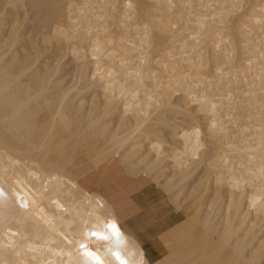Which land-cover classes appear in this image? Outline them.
<instances>
[{"label": "bare ground", "instance_id": "bare-ground-1", "mask_svg": "<svg viewBox=\"0 0 264 264\" xmlns=\"http://www.w3.org/2000/svg\"><path fill=\"white\" fill-rule=\"evenodd\" d=\"M125 2L0 0V170L17 159L30 165L40 157L61 162V171L78 186L66 189L65 195L75 198L71 210L86 225L83 236L76 230V247L85 243L113 264L111 252L137 261V250L147 264H261L264 213L259 208L264 191L240 179L246 175L245 161L228 147L241 141L242 129L231 138L209 140L210 118L191 111L196 105L183 89H169L163 65L171 67L167 53L182 48L183 41L173 45L172 37L159 29L180 13L173 10V15L163 7L167 0H133L138 7L128 19ZM211 2L230 5L234 0ZM241 2L246 13L232 19L220 50L213 46L214 40L220 41L214 31L202 40L213 72L216 61L223 65L231 48H236L239 61L243 47H259L249 41L264 38L257 23L264 17V0ZM91 5L95 7H81ZM149 22L156 31L141 52L143 25ZM96 41L103 80L92 59ZM142 58L148 60L146 65H141ZM196 59L199 62L200 56ZM136 67L144 68L143 85L134 74L129 76ZM153 90L163 94L167 106L155 103ZM220 119L228 124L224 116ZM196 127L201 132L198 149ZM153 144L159 145L155 151ZM237 180L239 188L233 186ZM150 186L164 200L134 216L139 208L133 194ZM101 196L110 211L97 207ZM17 208L11 203L0 208V264H60L68 251H75L57 235L59 221L54 230L36 217L23 218ZM109 219H116L121 228L120 245L115 238H103ZM9 228L18 235L11 236ZM91 232L101 235L92 237ZM12 240L20 245L18 255L7 248ZM24 240L39 250L28 251ZM59 252L65 255L53 254Z\"/></svg>", "mask_w": 264, "mask_h": 264}, {"label": "snow or ice", "instance_id": "snow-or-ice-1", "mask_svg": "<svg viewBox=\"0 0 264 264\" xmlns=\"http://www.w3.org/2000/svg\"><path fill=\"white\" fill-rule=\"evenodd\" d=\"M106 7L110 9L111 5ZM124 7L129 10L126 13L127 18L131 19L132 10L138 5H135L133 0H126ZM163 7L173 15L175 14L173 10L179 12L180 16L175 21L170 19L167 26L161 24L159 30L172 37L173 45L183 41L182 48H173L167 53L172 62L171 67L169 68L167 63L163 65L169 78V89L176 91L183 89L184 95L188 97L190 103L196 105L191 111L193 113L199 111L210 118L211 126L207 129L209 140L219 139L222 141L225 136L231 138L238 130L242 129L241 141L235 144L229 143L228 147L235 148L241 154L242 160L245 161L242 169L247 170L246 175L242 174L240 179L250 187L259 185L264 191V38L258 42L249 41L250 46L258 43L259 47H243V56L239 57V61L236 48H231L223 65L219 60L216 61L213 72L211 58L204 56L202 40L209 35L210 31H214L215 35L220 37V41L217 43L214 40L213 46L220 50L222 45L227 43L224 36L232 25V19L246 13L245 5L241 0H234L230 5H220L211 2V0L208 3H205V0H187L186 3L178 5L172 3V0H167ZM221 8L225 11H220ZM257 23L261 25V33H264V17ZM153 31H156V28L151 22L143 25L141 52H143L145 42L151 44ZM89 35H91V31ZM99 44L100 42L96 41V46L92 49L94 53L92 59L97 61V74H100L103 80L104 75L100 73ZM189 47L192 49L191 52L188 51ZM197 55L200 56L199 62L196 59ZM184 57L190 58L184 59ZM147 63L148 60L141 59L142 66ZM156 63L159 64L160 61L157 60ZM185 64L189 67H183ZM143 72V67H136L129 73V76L134 74L139 84L143 85ZM95 75L93 74V78ZM107 76L111 77L112 72H107ZM152 95L156 96V104L168 105L169 102L163 94L157 96L156 90H153ZM149 100H152V96L149 97ZM221 116H224L228 124L220 119ZM186 135L193 134L186 133ZM194 135L198 149L201 139L199 127L195 128ZM152 148L155 151L159 145L153 144ZM209 151L211 153V147ZM37 161L30 165L27 160L22 163L17 159L9 167L0 170V208H5L10 203L13 206L18 205L17 212L23 218L31 220L36 217L40 221L46 222L54 230V222L59 221L61 227L57 235L70 249L75 248V251L70 250L66 253L67 260L62 259L60 264H113L111 259H103L96 251L90 250L85 243H79V246L76 247V230L81 229L80 234L83 236V227L86 225H82V222L72 212L70 206L75 204V198L66 196L65 190L77 189L78 186L72 182L70 177H67L65 171H61V162L45 161L42 157L37 158ZM13 165L21 167L15 168ZM49 165L52 167L50 168ZM9 168H12L11 175L8 174ZM21 177L23 178L21 179ZM217 179L218 182H222L223 176H219ZM233 186L239 188L240 180L235 181ZM96 205L100 209L110 211L105 207L102 196L96 199ZM112 207L114 208L115 205ZM252 207L256 208L255 201H253ZM259 211L264 213V204L260 206ZM46 217L48 218L46 219ZM3 218V213H0V222ZM106 227L108 235L103 238H115L118 245L122 244L124 238L117 220L109 219ZM8 231L11 236L18 235L11 232L10 228ZM89 235L96 237L101 233L91 232ZM23 243L27 245L28 251L39 250L28 244L26 240ZM19 246L12 240L7 248L11 250L12 254L18 255L16 248ZM39 247L43 248L44 246L40 245ZM48 251L52 252V249H48ZM53 254L65 255L63 252ZM136 255L139 257L137 261H129L120 251L111 252L115 264H147L142 252L137 250ZM49 264L52 262L49 261ZM240 264H244V262L242 261ZM261 264H264V259L261 260Z\"/></svg>", "mask_w": 264, "mask_h": 264}, {"label": "crops", "instance_id": "crops-1", "mask_svg": "<svg viewBox=\"0 0 264 264\" xmlns=\"http://www.w3.org/2000/svg\"><path fill=\"white\" fill-rule=\"evenodd\" d=\"M133 198V202L139 208L134 216L143 214L145 211L153 206H157L164 200L161 192L151 186L141 189L140 191H136L133 194Z\"/></svg>", "mask_w": 264, "mask_h": 264}]
</instances>
